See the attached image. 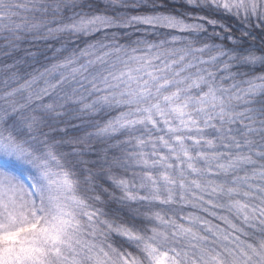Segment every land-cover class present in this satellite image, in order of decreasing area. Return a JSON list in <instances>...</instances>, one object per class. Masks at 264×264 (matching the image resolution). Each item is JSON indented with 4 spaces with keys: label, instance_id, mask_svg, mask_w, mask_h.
I'll list each match as a JSON object with an SVG mask.
<instances>
[{
    "label": "snow or ice",
    "instance_id": "6c2138e0",
    "mask_svg": "<svg viewBox=\"0 0 264 264\" xmlns=\"http://www.w3.org/2000/svg\"><path fill=\"white\" fill-rule=\"evenodd\" d=\"M0 40V264H264V0H0Z\"/></svg>",
    "mask_w": 264,
    "mask_h": 264
},
{
    "label": "trees",
    "instance_id": "16d2710c",
    "mask_svg": "<svg viewBox=\"0 0 264 264\" xmlns=\"http://www.w3.org/2000/svg\"><path fill=\"white\" fill-rule=\"evenodd\" d=\"M176 2L178 3L179 0H176ZM233 25L235 26L236 22H232ZM3 41L0 40V46L3 45ZM29 47L28 45H22L21 46V50L17 53H11L10 55H5L3 52H0V74L3 73V71L6 70L8 65H11L13 63L14 59H18L20 56H23V48H27ZM33 52L36 53V57H37V63H35V67L39 68L41 66L42 63H44V56L42 55V53L45 51V47L43 45L37 46L36 48H32L31 49ZM8 51V50H5ZM48 55H50V53H48Z\"/></svg>",
    "mask_w": 264,
    "mask_h": 264
}]
</instances>
